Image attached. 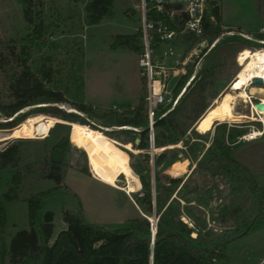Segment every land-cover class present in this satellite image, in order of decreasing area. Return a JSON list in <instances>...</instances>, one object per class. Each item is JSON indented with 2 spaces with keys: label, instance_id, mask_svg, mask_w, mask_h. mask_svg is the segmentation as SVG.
Here are the masks:
<instances>
[{
  "label": "rangeland",
  "instance_id": "374dc122",
  "mask_svg": "<svg viewBox=\"0 0 264 264\" xmlns=\"http://www.w3.org/2000/svg\"><path fill=\"white\" fill-rule=\"evenodd\" d=\"M89 2L90 0H33L31 11L33 23L29 24L24 19L23 6L19 0H0V107L12 101L7 86L22 69L28 68L39 78L42 71L51 70L50 82L46 84V81H43V84L62 91L66 99L65 103L57 104V108L77 114L85 121L83 125L99 130L123 146L134 149L128 142L131 138L138 139L139 134L120 133V130H131V127L112 126L107 119L88 117L71 107L73 103L83 102L102 113L112 111L115 116L123 117L125 111L136 108L141 95H145L143 82L138 76V54L125 48H113L116 36L135 35L139 32L140 9L136 0H115L111 15L93 26L87 23L85 9ZM219 2L229 23L242 25L264 23V0H219ZM232 29L239 30L236 26ZM259 33L264 35V29L259 30ZM233 34H226L220 39L233 38ZM239 38L249 43V51L264 50L262 47L264 41H258L247 35H240ZM217 41L210 42L209 38H203L197 42L190 40L178 43L177 48L180 53L187 50L186 54L191 55L186 68L185 82L190 77L197 76L189 86V91L195 90L199 83L198 74L206 64L205 55ZM239 54L237 53L234 58L235 63H228L221 74L216 76L215 86H207L205 91L207 103H212L208 97L210 93L216 92L220 95L229 91V85L240 69L237 62ZM263 89V85L248 86V92L252 93L251 103L255 104L264 97V93L261 92ZM188 95L185 93L182 100H186ZM251 103L237 99L234 104L235 113L249 116ZM35 107L38 106L22 109L19 112L20 116L28 114L25 120L36 115L50 116L30 113ZM6 121L10 119L5 120L0 116V123ZM257 121L259 123L249 119H239L235 122L227 120L217 122L214 127L218 124H226L227 132L236 128L237 132L245 134L253 127L255 129L262 127L260 122H264L263 118ZM64 125L68 127L57 128L55 125L53 134L48 138L7 140L0 143L1 152L12 144L24 141L19 150L18 166L0 172V202L5 208L7 219L3 242L7 248L17 232L29 229L26 200L39 193L45 194L42 213L48 211L53 214V239L66 229L63 221L64 211L71 213L80 211L85 222L107 230L125 228L128 220L139 217L140 211L134 203V197L141 196L143 192L139 177L132 169V165L139 167L142 175L146 176L153 186L154 179L157 178L159 183L155 193L161 205H167L176 197L179 204H173L175 209H179L182 215L189 213L192 217L204 220L207 230H213L216 236H224L240 230L249 220L252 202L248 186L243 180L230 173H207L195 169V164L203 157L205 151L208 148L213 150L211 145L213 129L201 134L194 125L193 130L186 133L188 144L202 150L198 158L193 161L187 154L181 153L185 152L181 151L185 150L181 143L169 145L170 148L165 146V149L158 152L156 147L152 150L149 146L147 130L148 148L136 149V152L126 151L127 177L120 176L115 188L104 185L93 177L85 153L74 146L70 127L68 124ZM145 128L132 130L143 132ZM12 129H0V135L7 134ZM66 132L69 133L70 145L62 160L68 169L61 185L56 191H51L56 187L55 183L41 180L40 171L51 147ZM153 133L155 138L158 132L154 128ZM236 140L234 133L228 138L224 137L225 146L231 150ZM171 152L177 153L179 161H188L185 172L177 176H173L169 171ZM246 152L245 145H240L231 150V155L234 159H238ZM163 153L167 155L165 160L161 165L156 166L157 157ZM17 173L21 180L18 201L7 202L4 194ZM188 176L186 186L177 195L175 193L170 195L166 191L169 178L179 177L185 181ZM127 186L134 188L133 192L128 193L125 190ZM183 220L192 224V221L186 218ZM257 225L256 228H260L258 231L248 232L255 233L246 234L225 246L224 254L228 257L226 264H257L258 259L264 257V235L256 234L262 232L264 223L261 224L259 221L254 227ZM205 232L207 231L201 233L204 242L208 241ZM5 264H8V257L5 259Z\"/></svg>",
  "mask_w": 264,
  "mask_h": 264
},
{
  "label": "trees",
  "instance_id": "16d2710c",
  "mask_svg": "<svg viewBox=\"0 0 264 264\" xmlns=\"http://www.w3.org/2000/svg\"><path fill=\"white\" fill-rule=\"evenodd\" d=\"M23 6V16L27 23L32 24L33 0H19ZM115 0H90L86 6L87 23L90 26L97 25L105 17L111 15L112 6ZM218 4L219 0H214ZM214 15L217 19L216 25L205 27L202 39L209 38L210 42L218 40L213 48L205 55L206 64L199 72V83L195 90L189 86L197 78L194 76L190 85L180 97L176 107L162 118L154 122V130L157 135L154 138L156 148L169 145L183 144L185 153L193 161L198 158L201 148L189 145L185 136L188 131L193 130L197 120L204 114L211 103L206 102L205 91L207 86H215L216 76L227 67L228 63H235L237 53L249 49V43L241 40L242 32L234 31L231 28H224L221 25V14L219 6L215 8ZM35 29V33H37ZM234 32L233 38H224L226 33ZM258 41H264V35L258 32L247 35ZM184 39L197 42L191 36L184 35ZM264 48V46H262ZM113 48H125L134 53L140 52V33L135 35H118L115 37ZM40 78L32 74L28 68L14 78L7 86V92L12 101L0 107V116L4 117L5 123H0V129H12L18 126L26 115L19 112L24 108L35 107L30 113L46 114L63 120L67 123L85 124L77 114L64 112L57 108L59 103H65L64 93L60 90L51 89L46 84L50 82L51 70L42 71ZM182 77L174 91H179L185 83ZM80 80V79H79ZM216 81V82H215ZM81 82V80H80ZM192 90V91H191ZM190 92V93H189ZM188 98L182 100L184 94ZM219 93L213 92L208 95L210 100L217 98ZM145 95H141L136 108H129L125 116H115L114 112L102 113L100 110L88 106L83 102L73 103L71 107L88 116L99 117L110 121V125L116 127H131L132 129L147 127L145 113ZM29 113V114H30ZM14 116V117H13ZM57 128H66L64 124H56ZM195 128V126H194ZM55 128L49 131L46 138L50 137ZM120 130L123 134H139V144L135 145V138H131L134 149L146 150L147 131L137 132L135 130ZM233 130L226 131V124H218L213 128L211 145L213 150L208 148L202 158L195 164V169H201L207 173H230L236 178L243 180L250 193L252 208L249 220L240 230L230 232L224 236H216L213 230H207L204 220L192 217L173 207L179 200L174 197L167 205H161L156 195L158 180L154 179L153 185L136 165L132 169L139 177L143 188L142 195L134 197V203L140 211L139 217L126 222L125 228L107 230L92 224H88L82 218L81 212H63V221L66 229L61 231L50 244L53 235V214L42 213L44 193H39L26 200L28 212V230L17 232L10 240L8 248L3 242L4 232L7 226L6 212L0 202V264H5L8 257V264H226L228 259L223 251L226 245L245 236L248 232L264 219V193L256 183L251 173L240 163L232 159L231 150L225 146L224 137L232 136L239 138L240 134ZM99 131V130H98ZM232 131V132H230ZM12 144L0 152V172L7 168H16L19 163L21 143ZM69 133H64L51 147L49 156L42 165L40 171L41 180L53 181L56 185L54 190L63 182L68 166L63 162L62 157L69 147ZM166 153L159 155L155 165L159 166L166 158ZM179 161L177 153L171 152L170 166ZM87 173V170H86ZM182 178H169L166 191L171 194H178L186 186L187 180ZM21 184L19 173L15 174L8 186L4 199L7 202L18 201V191ZM50 191V192H51ZM156 219L155 234L152 235L150 218ZM183 218L192 221V224L185 222ZM191 223V222H190ZM205 232L208 241H203L202 232ZM195 234V236H193Z\"/></svg>",
  "mask_w": 264,
  "mask_h": 264
},
{
  "label": "built area",
  "instance_id": "2783aa9c",
  "mask_svg": "<svg viewBox=\"0 0 264 264\" xmlns=\"http://www.w3.org/2000/svg\"><path fill=\"white\" fill-rule=\"evenodd\" d=\"M136 2L140 9L141 21L140 52L137 57L138 76L145 90L149 146L154 150L155 120L164 117L176 107L185 87H188L194 78L192 76L187 79L181 90L174 93L179 80L187 75L186 68L191 57L186 54L187 50L179 52L178 42L184 35L191 36L197 41L202 39L205 27L217 24L214 10L219 5L214 0H136ZM226 34L230 35L233 32ZM249 85L252 86L253 82ZM260 118L256 114L254 121L259 123L257 119ZM260 123L261 128L253 127L237 140L264 139V122Z\"/></svg>",
  "mask_w": 264,
  "mask_h": 264
},
{
  "label": "bare ground",
  "instance_id": "6f19581e",
  "mask_svg": "<svg viewBox=\"0 0 264 264\" xmlns=\"http://www.w3.org/2000/svg\"><path fill=\"white\" fill-rule=\"evenodd\" d=\"M237 62L240 69L235 74L234 79L232 78L233 81L229 85V91L218 95L197 120L195 128L201 134L213 129L217 122L227 120L235 122L239 119L253 121L256 114L264 119V108L260 111L255 108V104L251 103L250 95L252 93L247 90L250 82L254 79H260L264 84V50L249 51L245 49L240 52ZM261 92L264 93V89ZM237 99L251 103V116L235 113L234 104ZM259 102L264 105V97L260 98ZM58 123L69 125L74 146L85 153L93 177L104 185L117 188L118 178L120 176L127 177L126 163L128 159L126 151L136 152V149L123 146L86 125L67 123L55 117L36 115L26 119L9 133L0 135V143L7 140L44 139ZM170 147L168 146V148ZM163 149L165 147L158 148L156 151ZM187 164V160L177 161L169 167V171L173 176H177L185 172ZM133 189L131 186L125 188L128 193L133 192Z\"/></svg>",
  "mask_w": 264,
  "mask_h": 264
},
{
  "label": "crops",
  "instance_id": "0c3cea01",
  "mask_svg": "<svg viewBox=\"0 0 264 264\" xmlns=\"http://www.w3.org/2000/svg\"><path fill=\"white\" fill-rule=\"evenodd\" d=\"M258 1H260V0H258ZM218 5L220 8V14H221V25L224 28H231L232 29L236 26L237 28H239L240 32H242L245 35H250V33H248V32H252V33L258 32L259 33V30L264 29V23L263 24L259 23L258 25L255 23L253 25L252 24L251 25H249V24L242 25L239 23H234V24L229 23L226 15L222 9L221 3L218 2ZM186 41H189V40L184 39L182 37L178 43H185ZM240 145H245V147L247 148L246 154L243 156H239L238 159H234L232 155H231V157H232V159H234L235 161L240 163L242 166H244L251 173L254 180L262 188L263 193H264V139H256L253 141H244L242 139H238L232 144L231 150H233L234 147L240 146ZM262 223H264V219L261 221V224ZM256 227H258V225L255 226L254 228H252L251 230L252 231H254V230L258 231L260 229V228H256ZM262 229L264 230V228H262ZM263 230H262V232H257L256 234H258V235L261 234L263 236L264 235ZM252 231H251V233H248V234L255 233ZM54 239H53V237L51 238L50 244L54 241ZM223 253H224V251H223ZM227 259H228V257H227ZM256 263L257 264H264V257H262L261 259L259 258Z\"/></svg>",
  "mask_w": 264,
  "mask_h": 264
},
{
  "label": "water",
  "instance_id": "95a60500",
  "mask_svg": "<svg viewBox=\"0 0 264 264\" xmlns=\"http://www.w3.org/2000/svg\"><path fill=\"white\" fill-rule=\"evenodd\" d=\"M252 82H253V84L263 85V82H262V80H260V79H254ZM186 88H187V86L185 87L184 91L186 90ZM255 108H256L258 111H260L261 109L264 108V105H263L262 103H260V102H256V103H255ZM147 130H148V127H146V128L144 129V131H147ZM134 143H135V145H138V144H139V140L136 139ZM154 192H155V191H154V186H153V195L155 194ZM149 221L151 222V225H152V235L154 236V234H155V230H156V228H155L156 219H155L154 217H152L151 219H149Z\"/></svg>",
  "mask_w": 264,
  "mask_h": 264
}]
</instances>
